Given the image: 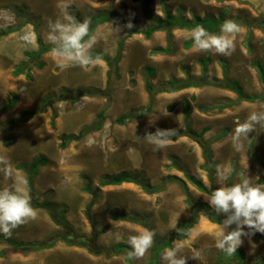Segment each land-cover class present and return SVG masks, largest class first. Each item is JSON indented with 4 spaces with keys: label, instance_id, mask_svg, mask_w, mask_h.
<instances>
[{
    "label": "rangeland",
    "instance_id": "1",
    "mask_svg": "<svg viewBox=\"0 0 264 264\" xmlns=\"http://www.w3.org/2000/svg\"><path fill=\"white\" fill-rule=\"evenodd\" d=\"M166 3L174 14L183 11L187 17L213 15L237 21L241 32L234 37L235 51L226 57L214 51H197L194 44L186 47L191 30L175 28L170 43L172 51L153 52L168 45L166 31H156L150 37L140 32L129 34L133 28L154 24L145 16L142 0H120L118 4L116 0H0V158L6 159L11 169L10 176L0 172V190H19L28 195V173L22 165L44 154L47 163L35 177V197L40 202L50 201L57 211L65 208L74 234L91 237L97 230L98 241L106 250L117 243H127L129 236L145 230L154 231L155 237L175 231L177 223L191 215L188 199L194 205L208 203L211 195L208 190L221 186L218 183L221 175H227L225 186L247 178L253 184L264 185V127L257 125L242 141L239 151L232 144L237 123L244 122L253 111L264 110V101L239 100L232 88L212 84L176 92L159 91L172 78L202 79L203 66L199 60L208 57L210 80L236 79L246 92L263 95L264 80L254 62L259 61L264 67V16L252 4L241 0H166ZM111 10L136 17L132 28L126 27L128 22L114 18L97 25L92 34L96 44L91 53L103 51L115 57L121 51L116 68L104 59H94L95 66L88 70L76 65L61 69L59 65L64 61L54 51L34 60L27 56L28 51L39 50L38 36L53 44L48 39L50 22L68 23L75 14L84 20L94 13ZM150 10L163 16L162 0H152ZM37 61L43 65L38 66ZM23 62L30 68L15 75L17 66ZM147 65L155 67V76L147 74ZM28 70L31 77L26 74ZM148 81L157 89L154 96L146 88ZM79 87H93L96 93L81 96L76 102L56 101L44 112L8 128L9 120L30 112L45 96ZM12 94H17L19 100L14 108L4 110ZM185 98L192 106L190 125L197 131L209 128L204 139L212 146L216 161L213 168L206 162L200 143L185 130ZM149 105L151 113L139 117L137 113ZM54 112L57 117L53 124ZM101 112L103 117L99 116ZM128 113L131 118L123 123L117 121ZM85 126H92L85 136L61 146L63 135L77 133ZM157 129L176 130L169 146L159 151L144 138ZM120 173L137 175L153 186L161 185L163 178L175 174L186 181L190 196L178 180L168 181L162 191L153 193L133 182L108 185L100 188L96 199L82 188L85 175L95 187L101 178ZM193 180L207 190H201ZM94 199L92 221L87 207ZM35 209L36 219L14 229L12 238L43 242L64 232L46 208ZM115 210L122 215L147 216L148 226L114 219ZM217 215L222 216V221L213 222L200 212L189 236L174 242L183 246L186 264H211L222 252L216 248L215 241L226 215ZM259 234L262 233L242 237L239 248L244 251L247 264H264V237L256 239ZM5 248L8 251L3 254ZM10 248L9 243L0 241V264H126L125 252L97 255L63 240L34 252H14ZM150 252L151 248L142 259L133 261L145 264ZM197 253L199 258L193 259ZM162 255L160 264H165ZM228 264H237V259Z\"/></svg>",
    "mask_w": 264,
    "mask_h": 264
},
{
    "label": "trees",
    "instance_id": "2",
    "mask_svg": "<svg viewBox=\"0 0 264 264\" xmlns=\"http://www.w3.org/2000/svg\"><path fill=\"white\" fill-rule=\"evenodd\" d=\"M142 9L147 18L153 21L154 24L147 28H133L129 34L132 33H143L146 37H150L155 31L164 30L167 33L168 38V45L166 47H157L153 50L155 53H169L172 51L171 48V41L173 36V30L175 28L179 29H188L192 30L196 25H203L205 29H207L210 33L219 35L220 34V26L223 24V22L226 20L221 16H199L194 14L192 17H187L183 15V11H180L178 14L172 13L167 8L166 0H162V8L164 15L159 14H153V12L150 10V5L152 3V0H142ZM184 9V8H181ZM117 18L121 21H126L131 23H134L136 20V17L134 14H122L120 11L117 10H111L109 12H97L92 14V16L89 18L91 20V26H90V33L93 34L97 25ZM75 21L79 22L82 21L79 14H75ZM237 22V21H236ZM238 23V22H237ZM87 39V37L85 38ZM38 44H39V50L38 51H28L27 56L30 60L38 59L42 54L51 52L54 50L55 45L54 44H47L44 42V40L38 36ZM194 44L192 39H189L185 42L186 47H190ZM123 47V40L120 42V49ZM93 59H104L109 66L117 67L118 62L121 59V51L115 56L112 57L109 54L103 52V51H95L91 53ZM202 64V79H193L191 76H188L185 79H178V78H172L168 84H165L160 88L159 91L161 92H176L181 89L192 87V86H199L203 84H212L220 87H230L232 88L237 94L239 100H248V101H256V100H262L264 101V94H251L244 90L242 84L236 80V79H229L227 77L224 78V80L221 79H215L210 80L207 75V63L209 62V58H203L199 60ZM38 66H42L43 63L37 61L36 62ZM254 64L259 70L260 77L264 80V67L259 61H255ZM27 68H30L29 64L27 62H23L22 64L18 65L14 74L19 75L21 73H24ZM146 71L149 76H155L156 70L155 67L151 65L146 66ZM29 77H31L30 71L28 70L26 73ZM146 88L148 92L151 94V96H154L157 92V89L152 86V84L148 81L146 84ZM96 93L95 89L93 87H79L76 90L72 89H65L60 94L55 95H47L45 96L39 104H37L30 112L23 113L19 118L17 119H11L7 122V126L9 129H12L18 122L21 121H27L29 120L33 115L37 113L44 112L48 105H52L56 101L60 100H70L72 102H76L80 99L81 96L88 95V94H94ZM19 100V96L17 94H12L8 102L3 106L4 110H10L15 107L16 103ZM183 106L185 110V123H186V132L191 137L195 138L201 145L203 149V156L210 165L211 168H213L216 165V161L213 160V151L211 143L206 141L204 139V134L208 131V127L202 128L200 131L195 130L189 123V118L192 113V106L191 101L188 98H185L183 100ZM152 107L149 105L146 109L143 111H140L137 113L139 117H143L151 113ZM100 117H103V112L99 114ZM57 117V112L53 113V119L52 123L54 124L55 118ZM131 118V114H124L120 116L117 121L120 123H123L125 119ZM93 125V124H92ZM100 127V124L97 125V128ZM90 129H92V126H85L77 133H71V134H65L62 136V142L61 146L66 147L69 145V143L73 140H79L83 136H85ZM225 133V132H224ZM47 158L44 154H39L36 156L31 163L29 164H23L22 168H24L28 173V180H27V190H28V196L31 199V204L34 208L37 207H43L46 208L52 219L61 226L64 229L63 233H56L54 235H51L48 239L44 240L43 242H24L20 241L14 238H8L3 234H0V241L7 242L10 245V249L14 252H34L38 251L40 249H48L55 245V243L58 240H63L68 244H76L79 246H83L88 249L90 253L93 254H102L106 253L108 256L111 254H119L121 252H125V262L126 264H136L133 260H130L127 256V253L131 250L130 246L127 243H117L114 245L111 250H106L98 241L99 233L95 232L91 237H88L86 235L82 234H74L73 233V226L67 219L66 213L67 210L65 208H62L60 211H57L56 208L53 206V204L50 201H42L40 202L37 197H35V186L34 181L35 177L39 173V170L42 166L46 165ZM206 169H209L213 171L209 166H206ZM86 181L83 185V189L86 192L94 194V198L96 199L99 195V190L101 187H105L108 185H120L125 182H133L141 184V186L148 192H158L162 191L165 188V185L168 181H174L178 180L182 183L186 194L188 195V198L190 196L189 194V188L186 183V181L179 177L178 175L171 174L167 175L165 178H163V182L161 185H152L150 183L144 182L143 179H141L137 175H130L128 173H120L115 174L111 176H106L104 178H101L98 185L93 187L92 182L89 178V176H84ZM191 180L192 177H189ZM193 182L196 183V185L201 190H207L201 183L196 182L193 180ZM215 188H211L208 191L211 192L214 191ZM95 199L92 200L87 207V214L91 217V207L93 206ZM188 202L191 206V215L187 218L181 219L177 223V229L171 233H169L166 236L155 237V242L153 246L151 247L150 256L145 262V264H160L161 255L163 251L167 248H172L173 244L176 240L181 241L187 238L190 234L191 229L198 223L199 221V214L200 212H203L206 214L213 222H220L222 221V216H219L215 213L214 209L211 208L209 203L207 202H200L194 205L191 200L188 199ZM114 219H121V220H130L133 222H138L144 226H148V220L147 216H137V215H122L119 211H114L112 214ZM231 228H235V225H232ZM264 234H259L256 239L263 238ZM8 251V249H3L2 253L5 254ZM237 259V264H247L244 251L240 248L237 249V252L232 255L228 256L224 252H221L217 258L211 263V264H228L233 261V259Z\"/></svg>",
    "mask_w": 264,
    "mask_h": 264
},
{
    "label": "clouds",
    "instance_id": "3",
    "mask_svg": "<svg viewBox=\"0 0 264 264\" xmlns=\"http://www.w3.org/2000/svg\"><path fill=\"white\" fill-rule=\"evenodd\" d=\"M120 0H116L118 4ZM91 20L75 21L69 18L68 23L50 22L49 41L55 45L54 53L64 61L59 65L61 69L69 66H80L88 70L95 66L96 60L91 55V49L96 44V38L90 33ZM132 28L129 21L126 25ZM119 31V28L116 29ZM241 32V26L232 19H226L220 26V34H212L203 25H196L191 30V39L197 51H214L215 54L231 56L235 51L234 37ZM87 37V39H85ZM257 125L264 127V110L253 111L244 122L237 123L232 135L233 147L239 151L242 141L255 131ZM176 135L175 129H157L155 133H147L144 138L159 151L169 146L171 137ZM0 172L11 175V169L6 159L0 158ZM227 175H221L220 187L211 192L207 199L216 214H225L219 236L215 246L228 256H232L242 245V237L254 235L256 232L264 234V185L253 184L249 178L238 183L225 186ZM26 183V181H25ZM37 211L31 204V199L19 190H0V233L11 238L14 229L35 220ZM235 225V228H231ZM231 228V230H229ZM245 228L248 231H245ZM156 233L145 230L137 235L128 237L130 260L142 259L155 242ZM183 246L175 243L162 255L165 264H186V256L182 255ZM198 259L199 254L192 256Z\"/></svg>",
    "mask_w": 264,
    "mask_h": 264
},
{
    "label": "water",
    "instance_id": "4",
    "mask_svg": "<svg viewBox=\"0 0 264 264\" xmlns=\"http://www.w3.org/2000/svg\"><path fill=\"white\" fill-rule=\"evenodd\" d=\"M252 4L259 12L264 15V0H241Z\"/></svg>",
    "mask_w": 264,
    "mask_h": 264
},
{
    "label": "crops",
    "instance_id": "5",
    "mask_svg": "<svg viewBox=\"0 0 264 264\" xmlns=\"http://www.w3.org/2000/svg\"><path fill=\"white\" fill-rule=\"evenodd\" d=\"M163 9V8H162ZM160 15V14H159ZM179 29V28H178ZM188 30V29H187ZM156 32V31H155Z\"/></svg>",
    "mask_w": 264,
    "mask_h": 264
},
{
    "label": "bare ground",
    "instance_id": "6",
    "mask_svg": "<svg viewBox=\"0 0 264 264\" xmlns=\"http://www.w3.org/2000/svg\"><path fill=\"white\" fill-rule=\"evenodd\" d=\"M49 15V14H48ZM62 19V18H61Z\"/></svg>",
    "mask_w": 264,
    "mask_h": 264
},
{
    "label": "flooded vegetation",
    "instance_id": "7",
    "mask_svg": "<svg viewBox=\"0 0 264 264\" xmlns=\"http://www.w3.org/2000/svg\"><path fill=\"white\" fill-rule=\"evenodd\" d=\"M263 15V14H262ZM264 16V15H263Z\"/></svg>",
    "mask_w": 264,
    "mask_h": 264
}]
</instances>
